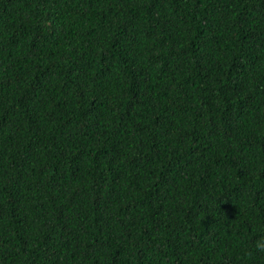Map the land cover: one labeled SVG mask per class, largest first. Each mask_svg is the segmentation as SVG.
Returning a JSON list of instances; mask_svg holds the SVG:
<instances>
[{"label":"trees","instance_id":"16d2710c","mask_svg":"<svg viewBox=\"0 0 264 264\" xmlns=\"http://www.w3.org/2000/svg\"><path fill=\"white\" fill-rule=\"evenodd\" d=\"M264 0H0V264H264Z\"/></svg>","mask_w":264,"mask_h":264},{"label":"clouds","instance_id":"9594fccd","mask_svg":"<svg viewBox=\"0 0 264 264\" xmlns=\"http://www.w3.org/2000/svg\"><path fill=\"white\" fill-rule=\"evenodd\" d=\"M259 250H260V251H264V244H261V245H260Z\"/></svg>","mask_w":264,"mask_h":264}]
</instances>
